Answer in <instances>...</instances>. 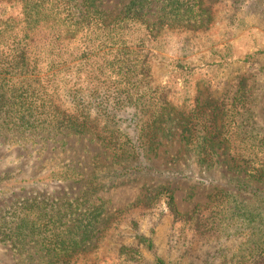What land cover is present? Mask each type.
Returning <instances> with one entry per match:
<instances>
[{"label":"rangeland","instance_id":"rangeland-1","mask_svg":"<svg viewBox=\"0 0 264 264\" xmlns=\"http://www.w3.org/2000/svg\"><path fill=\"white\" fill-rule=\"evenodd\" d=\"M130 1L98 0L113 16ZM152 1L148 17L156 22L162 7L173 0ZM0 4L1 12L11 13L12 4ZM179 4L187 12L149 39L144 49L149 67L144 85L152 89L151 97L161 94L177 112L215 100L229 109L238 83L248 79L256 110L248 116L251 119L242 118H246L244 129L237 131L232 125L226 136L264 140V0H180ZM135 121L131 109L117 119L131 134L132 126L128 127ZM176 129L145 155L141 173L124 175L126 164L113 166V173L107 174L112 155L96 142L75 137L65 139V144L32 145L27 138L0 132V224L12 218L17 203L25 199L39 198L48 210L64 199L66 208L86 212L88 204L69 201L92 194L102 213L92 240L76 248L85 253L76 264H157L159 259L165 264H252L255 252L243 257L255 246L259 248L254 264H264V183L252 181L224 146L212 160L200 162L196 146L187 147ZM130 137L136 140L133 134ZM137 151L140 159L142 150ZM64 164L79 168L87 179L105 171L100 188L31 180ZM140 237L149 239L153 250L147 248L151 242L142 243ZM68 245L75 247L70 240ZM122 247L137 249L144 261H127L120 254ZM18 260L9 245L0 243V264H27Z\"/></svg>","mask_w":264,"mask_h":264},{"label":"trees","instance_id":"trees-1","mask_svg":"<svg viewBox=\"0 0 264 264\" xmlns=\"http://www.w3.org/2000/svg\"><path fill=\"white\" fill-rule=\"evenodd\" d=\"M0 2L12 4L11 13L0 11V132L27 138L32 145L65 144V139L75 137L96 142L112 155L107 174L113 173V166L126 164L124 175L141 173L145 155L156 150L176 126L187 147L196 146L200 162H209L224 146L252 181L264 183V140L226 136L232 125L237 131L244 129L246 118H242L256 110L248 79L238 83L229 109L215 100L178 112L161 94L151 97L152 89L144 85L149 68L146 43L187 12L180 0L164 5L156 22L148 17L152 0H131L114 16L98 0ZM130 109L137 121L128 128L132 126L136 140L117 122ZM137 150H142L140 159ZM104 173L87 179L79 168L64 164L31 180L86 183L97 189ZM170 199L169 206H173ZM63 202L51 204L50 210L39 198L17 203L12 218L0 224V243L9 245L18 261L27 264H76L85 254L76 248L92 240L102 211L94 206L92 194L69 201L88 204L91 208L86 212L66 208L68 201ZM67 223L73 225L62 229ZM69 240L74 249L68 248ZM140 241L150 240L140 237ZM153 247L152 242L147 245L150 250ZM258 248L250 249L243 258L255 252L254 264ZM120 254L129 262L144 261L131 247H122ZM157 264L165 262L159 259Z\"/></svg>","mask_w":264,"mask_h":264}]
</instances>
